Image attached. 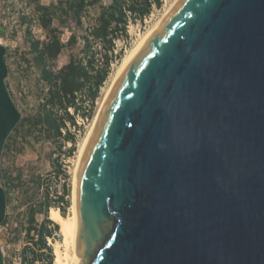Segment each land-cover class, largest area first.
Here are the masks:
<instances>
[{"label": "water", "instance_id": "95a60500", "mask_svg": "<svg viewBox=\"0 0 264 264\" xmlns=\"http://www.w3.org/2000/svg\"><path fill=\"white\" fill-rule=\"evenodd\" d=\"M73 202L80 264H264V0H177L112 87Z\"/></svg>", "mask_w": 264, "mask_h": 264}, {"label": "rangeland", "instance_id": "374dc122", "mask_svg": "<svg viewBox=\"0 0 264 264\" xmlns=\"http://www.w3.org/2000/svg\"><path fill=\"white\" fill-rule=\"evenodd\" d=\"M109 1L100 0L95 8H90L83 14L81 26H77L76 21L71 19L67 27L61 29L63 42H67L72 32H75L79 39L77 45L71 49L63 50L58 56L56 60L57 70L69 62L71 54H81L82 36L91 34L97 22L98 10L101 5H106ZM173 1L162 0V6L154 8L144 20H131L127 36L117 41L115 55L118 56L113 60L109 78L101 88L100 96L95 102L93 111L92 105L83 103L81 112L85 114L90 112L91 116L86 118L80 115L82 113H74L75 125L67 120V130L63 131V137L57 142H50L39 138L38 134H28L27 128L22 127L21 123L36 112L47 91L29 51L28 28H30L33 37L40 40L47 39V32L38 24L34 7L37 2L46 5L51 0H0V29H3V34H0V43L5 45L7 49L8 75L6 82L21 113L19 125L17 124L18 127L13 129L9 139H7V147L4 148L1 159L2 177L4 174L2 185L7 191L6 216L4 222L0 224V250L4 256V264H21L22 250L29 243L26 236L28 212L30 208H39L40 203H44L48 187L53 185L58 173L63 168L68 173L70 187L67 198L69 204H66L62 209L65 211V217L73 215L76 161L81 145L91 128L106 91L126 56L160 20ZM55 25H59V22L55 21ZM71 112L73 113V110ZM59 114L63 116V113L59 112ZM67 135H70L71 139H66L65 136ZM50 203L53 206L52 200ZM43 218V214H37L38 222H41ZM55 232L57 242L52 240L50 246L54 260L56 244H62L61 247L64 249L60 227ZM28 246L30 245L28 244ZM33 246L37 248V245Z\"/></svg>", "mask_w": 264, "mask_h": 264}, {"label": "trees", "instance_id": "16d2710c", "mask_svg": "<svg viewBox=\"0 0 264 264\" xmlns=\"http://www.w3.org/2000/svg\"><path fill=\"white\" fill-rule=\"evenodd\" d=\"M99 2L100 0H51L46 5L41 2L35 5L38 24L47 32V39L33 37L28 28L29 51L47 91L36 112L21 123L22 127L27 128L28 134H38L41 139L57 142L63 137V131L67 130V120L75 125L74 113L90 117V112H81L83 103L92 105L93 111L101 88L109 78L113 60L118 56L115 55L117 41L127 36L131 20L142 21L154 8L162 6V0H110L106 5L100 4L97 22L91 34L82 36L81 54H71L69 62L57 70L58 56L63 50L77 45L79 39L77 34L72 32L67 42H63L61 29L66 28L71 19L76 21L77 26H81L83 14L90 8H95ZM55 21H58L59 25H55ZM0 34H3L2 28ZM59 112L63 113V116ZM65 137L71 139L70 135ZM67 194L69 195V192L66 191ZM61 199L69 204L64 197ZM50 207V198L46 192L44 203H40L39 208H30L26 226L28 242L46 252L39 254L27 244L22 250L21 264H35V257H45L47 264H54V255L52 248L47 245V238L53 237L55 230L60 226L49 219ZM61 211L65 216L62 208ZM37 214L44 215L41 222L37 221ZM32 255L33 258H30Z\"/></svg>", "mask_w": 264, "mask_h": 264}, {"label": "bare ground", "instance_id": "6f19581e", "mask_svg": "<svg viewBox=\"0 0 264 264\" xmlns=\"http://www.w3.org/2000/svg\"><path fill=\"white\" fill-rule=\"evenodd\" d=\"M176 2H177V0H174L172 2V4L169 6V8L166 10V12L160 18V20L171 11L172 7L174 6V4ZM156 24L142 38V40L138 43V45L135 48H133L131 50V52L126 56L123 63L121 64L118 72L116 73L110 87L106 91V94L103 98V101H102V103H101V105H100V107H99V109H98V111H97V113L93 119L91 128L89 129L88 134H87L86 138L84 139V141L81 145L80 151H79V156H78V159L76 161V167L74 169V189H75V182H76L77 169H78V161H79L80 155L83 151V148L85 146L87 139L89 138V136H90L97 120H98V117L101 113L103 105H104L112 87L114 86L116 80L118 79V77L120 76L122 71L124 70L125 66L127 65L128 61L130 60L131 56L140 47V45L143 43V41L146 39V37L152 32V30L156 26ZM72 208H73V215L71 217L63 216L61 214V212L55 208H52L49 212V218L53 222H55L56 224H58L60 226V233L63 237V246H64V249H62V247H61L62 244H60V243L56 244L54 264H80V262H81V258L79 257V255L77 253V239H76L77 218H76V214H75L74 202L72 203Z\"/></svg>", "mask_w": 264, "mask_h": 264}, {"label": "built area", "instance_id": "2783aa9c", "mask_svg": "<svg viewBox=\"0 0 264 264\" xmlns=\"http://www.w3.org/2000/svg\"><path fill=\"white\" fill-rule=\"evenodd\" d=\"M69 187H70V183H69V177H68V173L65 170V168L62 169V171L60 173H58L57 178L54 180L53 185L48 187V195L50 200H52L53 203V208L58 209L61 212V208H64L66 205V202L64 200H62L61 198L64 197L65 200H67L68 198V194L66 195V191L69 192ZM50 207V210L51 208ZM55 234L54 233L53 237L51 238H47L48 242L47 245L51 246L52 245V240H54L55 242H57V240L55 239ZM35 240H37V236L35 235ZM31 248L39 253L42 254L44 252H46L45 250H39L38 246L36 248V246L34 247L32 243H28ZM30 258H33V255L30 256ZM34 263L35 264H47V261L44 259H40V258H34Z\"/></svg>", "mask_w": 264, "mask_h": 264}]
</instances>
